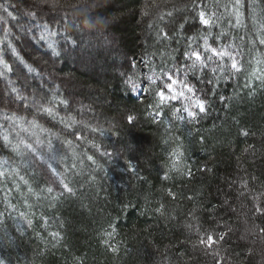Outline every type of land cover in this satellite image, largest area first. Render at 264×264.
<instances>
[{"label": "trees", "instance_id": "trees-1", "mask_svg": "<svg viewBox=\"0 0 264 264\" xmlns=\"http://www.w3.org/2000/svg\"><path fill=\"white\" fill-rule=\"evenodd\" d=\"M94 1L100 4L92 8ZM106 1L0 0L15 17L0 8V39L11 30L0 53L13 68L0 78V165L10 173L0 177V261L217 264L216 250L222 264H264V233L259 231L264 216L253 211L252 200L264 193V86L252 80L245 87V72L221 81L212 95L210 74L189 72L188 82L209 100L206 113L189 123L176 121L167 108L154 118L155 109L149 107L154 93L145 79L150 67L159 72L190 64L184 57L189 38L208 31L213 46L235 44L250 70L256 57H264L259 44L264 0H243L241 26L231 14L233 0H202L205 10L219 18L210 30L191 8L194 0H124L116 9ZM169 11L172 17L159 19ZM161 28L170 39L158 38ZM42 32L48 39H39ZM94 33L107 37L105 52L121 63L119 75L83 74L75 68L101 64L103 51L90 63L79 55L67 57L83 42L96 43ZM133 73L140 76L135 91L125 83ZM41 105L53 107V114L39 110ZM34 126L52 137L33 132ZM177 144L183 146L190 177L171 169ZM61 178L72 193L63 189ZM205 232L227 235L206 249L198 242Z\"/></svg>", "mask_w": 264, "mask_h": 264}, {"label": "snow or ice", "instance_id": "snow-or-ice-1", "mask_svg": "<svg viewBox=\"0 0 264 264\" xmlns=\"http://www.w3.org/2000/svg\"><path fill=\"white\" fill-rule=\"evenodd\" d=\"M254 2V0H253ZM206 5L203 4L202 0H194L191 4V8L197 10V17L200 23L206 28L211 29L215 26L216 21L219 19L215 12L206 11ZM227 9V6H225ZM244 7L243 0H233L231 5V14L235 16L236 26L242 25L243 12L241 9ZM0 8H3V11L7 14L8 17L15 19L13 13L8 10L7 7L0 5ZM145 15H148V12L145 11ZM27 15L29 17L35 18V12H28ZM165 15L168 17H172L173 12L169 11L166 14H161L159 19L164 20ZM2 19V18H0ZM184 25L180 24V28H183ZM264 28V26H262ZM10 29L5 30V39L10 34ZM44 31L48 32V26L44 25ZM54 35V33L49 32V36ZM211 32H201L197 35H194L189 38L187 50L184 52L185 60L191 61L190 64H186L184 68L173 65L172 69H162L157 72L154 68H149V71L152 73L145 77V79L149 82V90L154 93L153 103L149 105L155 109L154 118L165 115L164 109H168L171 112L172 117L175 118L176 121L184 122L187 121L189 123L195 122L198 118H200V114L206 113L207 108L209 106L208 94L200 95L198 94V90L188 82V73L191 72L193 74L199 72L204 74L206 71L210 74V78L208 79V83L212 85V88L209 89V93L215 95V89L219 86L221 81H227L236 77L238 74L247 72L249 80L245 84V87H249L251 85L252 80H259L261 85L264 86V57H256L254 67H251L250 70L245 68L244 61V53L235 45H219L213 46L209 42V36ZM157 36L161 40H168L171 37L169 33L165 32L163 28H161L157 32ZM219 38V37H218ZM217 38V39H218ZM5 39H0V45L5 43ZM40 40H46V37L43 32L41 33ZM202 41V43H201ZM253 44L256 41H252ZM10 44V42H9ZM259 44L264 45V38L259 39ZM49 47L53 48L54 43H49ZM11 51L17 56V59L23 63L22 58L16 52L15 48H12ZM59 55L58 52L55 53ZM163 59V57H162ZM150 65L151 60L146 62ZM251 65L252 62L250 61ZM28 71H34L30 66L25 65ZM135 67V64L132 65ZM186 69V70H185ZM13 71L12 65L9 64L4 58L3 54L0 53V78L6 77L7 73ZM182 74V78H181ZM135 77V78H133ZM157 81H160V84H157ZM140 76L138 73H133L128 76L125 83L130 86V89L135 91L139 88ZM11 83V81H9ZM201 92L203 90H200ZM12 93H16L18 98L21 100L26 99L24 96L19 95L18 89L16 87L11 88ZM221 100H225V97H220ZM62 103H67L66 101H61ZM173 102L179 103V107H176ZM43 112L52 115L54 112L53 107H45L43 105L40 106V109ZM9 119H14L15 117H8ZM129 123H132L134 117L129 115L127 117ZM70 126V125H69ZM95 131V129H93ZM102 134V133H101ZM244 136H248L249 133L247 131H242L241 133ZM178 139V138H177ZM5 141H8V136L4 137ZM71 144V141L68 142ZM51 147V145H49ZM28 148H31V145H27ZM182 144H177V147L172 151V164L171 169L177 172H182L183 175L191 176V169L184 164V153L181 151ZM250 148H254V146H249ZM247 151V149H246ZM107 154V153H106ZM88 160H92L91 156L87 157ZM6 163V162H5ZM51 167V165H49ZM183 169V171H182ZM201 170H208L207 168H202ZM53 173L56 170L52 169ZM15 175H19L18 172L14 173ZM10 173H6L3 170V165H0V177L6 178ZM167 178V177H165ZM23 180V177H20ZM27 184V181H24ZM60 184L63 189L72 193L73 189L69 187L67 183L64 182V179H60ZM242 187L248 188V182L243 181ZM31 192L32 190L29 189ZM48 194H53L54 189L52 187H48L46 189ZM169 195H173L169 192ZM244 195V193H241ZM264 196V193H260L259 195H254L252 197L253 200V211L255 213H259L264 216V202L261 201V197ZM54 200L58 198V195H53ZM161 208H158L157 211H161ZM24 214L21 213V216ZM29 224L31 221L29 220ZM230 231V229H229ZM260 233H264V228H259ZM227 232L216 233L215 235L212 232H205L199 235L198 242L199 245L204 246L206 249H213V246H218L221 241L224 240ZM52 236L54 238H59V233L53 232ZM213 256L217 258V264H222V258L219 255V252L213 250ZM0 264H3V261H0Z\"/></svg>", "mask_w": 264, "mask_h": 264}, {"label": "rangeland", "instance_id": "rangeland-1", "mask_svg": "<svg viewBox=\"0 0 264 264\" xmlns=\"http://www.w3.org/2000/svg\"><path fill=\"white\" fill-rule=\"evenodd\" d=\"M124 0H111V4L113 3V7H115V9H116V7H117V5H119L120 3H122ZM94 2H96V1H94ZM105 3L107 4V1L105 0ZM98 4H100L99 2H96V4L95 5H93L92 6V8L94 7V6H98ZM109 4V3H108ZM100 6V5H99ZM83 31H85V30H83ZM87 32L88 33H91V29L89 30H87ZM93 34V33H92ZM95 35H92L93 37H94V41L96 42V43H94V42H92V43H86V42H83L82 43V45H80L79 46V48H77V50L76 51H72L71 53H67V57L69 58L70 57V59H72V60H75V58H77V56L79 55V56H81V57H83L84 59H86L87 60V62L88 63H90V60H92V59H95L97 56L98 57H101V53H102V51L103 52H105L106 51V48H108L109 47V43L106 41V38H104V36H101V35H99V34H96V33H94ZM116 37V36H115ZM118 38V37H117ZM117 38H114V41L115 42H117L118 43V39ZM108 39H109V37H108ZM113 41V42H114ZM112 48V47H111ZM118 52V51H117ZM106 53V54H105ZM104 54H105V57H104V59L102 58L100 61L102 62L101 64H97L96 62H92V63H90L89 65H88V67H83V68H78L77 66H75V68L79 71V73H83V74H92V73H95L96 72V75H100V74H104V72H106V73H111V74H113V73H115L116 75H119L120 74V71L118 70L120 67H118L119 66V64H121V63H118V62H116L115 63V61L113 60H111V56L109 55L110 54V52L108 53V51L107 52H105ZM103 54V53H102ZM97 57V58H98ZM96 63V64H95ZM94 64V65H93ZM104 64H106V65H104ZM104 65V66H103ZM90 67L93 69V68H95L94 70H91L90 69ZM115 69V70H112V69ZM34 78V77H33ZM36 82H37V84H38V86L39 87H41V88H44L45 86L44 85H42L40 82L38 83V81L36 80ZM33 104V106H35L34 104L36 103H34V102H32ZM59 117V116H58ZM33 132H35V131H37V132H41L45 137H52L50 134H47V132L46 131H44V130H41L40 128H37V127H33V130H32ZM13 134L16 136V130H13ZM17 138V141H20V139H19V136H17L16 137ZM59 144V143H58ZM47 161V160H46ZM48 162V161H47ZM47 162H43V163H47ZM57 162V161H56Z\"/></svg>", "mask_w": 264, "mask_h": 264}]
</instances>
